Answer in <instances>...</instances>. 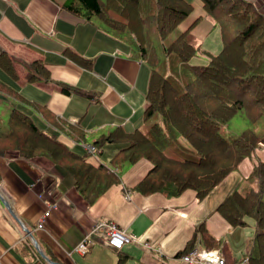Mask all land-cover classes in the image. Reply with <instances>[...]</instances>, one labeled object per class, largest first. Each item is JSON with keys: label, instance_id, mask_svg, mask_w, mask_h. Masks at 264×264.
Returning <instances> with one entry per match:
<instances>
[{"label": "crops", "instance_id": "crops-1", "mask_svg": "<svg viewBox=\"0 0 264 264\" xmlns=\"http://www.w3.org/2000/svg\"><path fill=\"white\" fill-rule=\"evenodd\" d=\"M63 1L0 0V51L10 56L15 74L0 65V82L5 85L0 89V131L7 129L12 108L17 109L70 152L84 154L90 166L101 164L98 173L108 167L116 178L111 176V183L88 202L73 176L50 155L26 156L16 147L0 152V264H182L174 255L185 247L199 222L218 240L213 248L228 255L226 264H236L247 256L253 219L232 226L215 208L234 186L242 184L255 159L264 157V150L256 148L243 158L199 200L191 188L176 195L131 189L150 162L140 157L113 166L112 157L127 147L126 141L104 140L91 153L86 144L117 127L131 132L142 126L149 68L132 55L129 42L96 21L67 11ZM187 1L192 9L178 27L184 29L198 17L192 34L203 49L216 52L221 47L218 27L206 18L200 0ZM249 1L264 16V0ZM34 60L47 67L50 79L26 80ZM63 85L68 92L62 91ZM250 185L255 188V180ZM52 201L54 207L37 227ZM96 222L115 224L137 240L110 247L104 242L103 225L91 229ZM88 231L91 240L86 250H74ZM143 240L154 248H144ZM194 242L205 247L199 234Z\"/></svg>", "mask_w": 264, "mask_h": 264}, {"label": "trees", "instance_id": "trees-1", "mask_svg": "<svg viewBox=\"0 0 264 264\" xmlns=\"http://www.w3.org/2000/svg\"><path fill=\"white\" fill-rule=\"evenodd\" d=\"M200 1L206 18L218 27L221 47L216 53L203 49L192 34V23L198 17L184 29L178 27L192 9L187 0H64L61 4L129 42L132 55L149 68L142 126L131 132L114 128L97 135L92 143L97 148L104 140L127 142V147L112 157L113 166L146 158L150 167L131 186L143 194L176 195L191 188L199 200L243 158L256 148L264 150V132L245 127L228 138L220 130L240 108L252 122L264 111V16L249 0ZM198 51L207 61L188 63ZM0 65L15 76L5 51H0ZM29 65L26 80L50 79L47 67L39 61ZM4 88L0 82V89ZM61 89L68 92L65 85ZM10 147L26 156L42 152L60 162L88 202L111 183V176L116 178L106 166L104 173H98L101 164L90 166L84 154L70 152L14 108L8 114L7 129L0 131V152ZM54 154L66 160L56 159ZM253 180L255 188L250 185ZM241 183L243 186H234L215 209L232 226L246 224V217L253 219L246 255L249 264H264V157L255 159ZM197 234L206 248L219 245L199 222L185 247L175 253L176 258L194 245ZM224 257L226 264L229 258L227 254Z\"/></svg>", "mask_w": 264, "mask_h": 264}, {"label": "built area", "instance_id": "built-area-1", "mask_svg": "<svg viewBox=\"0 0 264 264\" xmlns=\"http://www.w3.org/2000/svg\"><path fill=\"white\" fill-rule=\"evenodd\" d=\"M96 149V147L92 144H86L87 152L91 153ZM128 191H126L127 195ZM55 202H48L46 209L43 210L39 220L36 223L37 227L42 226V219L49 214V211L52 207H54ZM100 225L104 226V242L113 248H119L122 244L129 241H136L137 238L132 235L124 232L121 228L117 227L115 224L109 223H99L96 222L91 229H94ZM89 231L85 232L80 240L76 242L73 246V249L78 252H84L87 247V243L90 242ZM141 245L146 248L152 250L154 246L148 241H141ZM184 264H225V259L222 253L218 249L214 248H206L199 247L197 245H193L189 247L186 251L181 253L178 258ZM236 264H249L247 256H241Z\"/></svg>", "mask_w": 264, "mask_h": 264}, {"label": "rangeland", "instance_id": "rangeland-1", "mask_svg": "<svg viewBox=\"0 0 264 264\" xmlns=\"http://www.w3.org/2000/svg\"><path fill=\"white\" fill-rule=\"evenodd\" d=\"M174 30L175 29H173L170 32V36H172L174 34V32H175ZM219 42L221 44L220 37H219ZM201 47L205 48L203 46H201ZM219 47L217 48L216 52L219 51V49H220ZM216 52H214V53H216ZM206 61H207V56L204 53H201V52L198 51L187 62L188 63H193V62L201 63V62H206ZM245 127L254 128V130L257 133L264 132V111L256 119L255 122H252L249 119V117L245 114V111L243 110V108H240L225 123L222 124L220 130L224 134V136L229 138V137L237 134L241 129H243ZM240 186H242V184H240ZM262 198L264 199V194H263ZM246 219H247V222H248L249 219H251V218L250 217H246Z\"/></svg>", "mask_w": 264, "mask_h": 264}, {"label": "water", "instance_id": "water-1", "mask_svg": "<svg viewBox=\"0 0 264 264\" xmlns=\"http://www.w3.org/2000/svg\"><path fill=\"white\" fill-rule=\"evenodd\" d=\"M7 204V203H6ZM7 206H8V204H7ZM8 209H9V206H8Z\"/></svg>", "mask_w": 264, "mask_h": 264}]
</instances>
